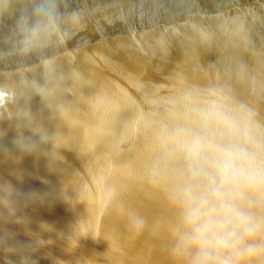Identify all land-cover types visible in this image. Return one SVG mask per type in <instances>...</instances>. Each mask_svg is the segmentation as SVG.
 I'll return each instance as SVG.
<instances>
[{
  "label": "water",
  "instance_id": "95a60500",
  "mask_svg": "<svg viewBox=\"0 0 264 264\" xmlns=\"http://www.w3.org/2000/svg\"><path fill=\"white\" fill-rule=\"evenodd\" d=\"M209 101L264 151V0H0V264H191L167 136Z\"/></svg>",
  "mask_w": 264,
  "mask_h": 264
},
{
  "label": "clouds",
  "instance_id": "9594fccd",
  "mask_svg": "<svg viewBox=\"0 0 264 264\" xmlns=\"http://www.w3.org/2000/svg\"><path fill=\"white\" fill-rule=\"evenodd\" d=\"M167 143L186 162L175 200L191 264H264V151L247 118L209 101Z\"/></svg>",
  "mask_w": 264,
  "mask_h": 264
}]
</instances>
